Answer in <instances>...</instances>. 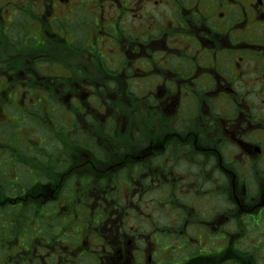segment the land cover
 Wrapping results in <instances>:
<instances>
[{
  "label": "flooded vegetation",
  "instance_id": "flooded-vegetation-1",
  "mask_svg": "<svg viewBox=\"0 0 264 264\" xmlns=\"http://www.w3.org/2000/svg\"><path fill=\"white\" fill-rule=\"evenodd\" d=\"M0 264H264V0H0Z\"/></svg>",
  "mask_w": 264,
  "mask_h": 264
}]
</instances>
